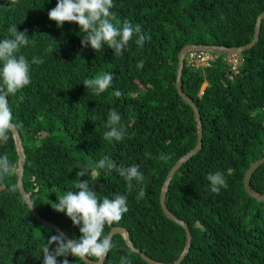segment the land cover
<instances>
[{
	"label": "trees",
	"instance_id": "trees-1",
	"mask_svg": "<svg viewBox=\"0 0 264 264\" xmlns=\"http://www.w3.org/2000/svg\"><path fill=\"white\" fill-rule=\"evenodd\" d=\"M56 4L0 0V41L11 38L13 25L32 39L17 53L29 60L31 82L7 97L24 153L22 187L37 216L69 240L81 233L65 213L54 210L57 197L77 191L79 180H88L101 200L125 195L128 212L111 226L123 227L132 246L146 256L171 262L182 250L184 231L160 209L159 188L169 167L196 141L192 110L175 90L176 54L187 43L236 47L249 42L264 0H113L114 24H139L151 37L139 46L134 35L119 56L107 44L97 52L82 46L86 33L76 23L58 27L48 16ZM223 56L203 69L183 63L180 71L181 89L198 111L201 144L173 172L164 195L166 208L190 232L178 264H264V202L249 197L241 182L247 166L264 155V18L257 41L238 53L234 70ZM33 57L43 63L31 64ZM140 61L143 68L137 67ZM100 73L113 79L95 95L83 83ZM110 110L121 116L125 135L120 141L103 138ZM5 154L15 164L11 134L6 144L0 142V157ZM105 156L118 167L138 165L143 184L133 181L130 191L118 172L97 169ZM85 168L89 171L79 177ZM216 172L227 183L218 193L207 180ZM249 186L264 194V162L251 173ZM139 187L147 189L142 199ZM111 226H105V234ZM56 234L29 212L15 172L0 179V264H43L42 249ZM111 238L113 247L101 264H120L121 257L147 264L121 235ZM65 258L85 264L71 255L57 257V264Z\"/></svg>",
	"mask_w": 264,
	"mask_h": 264
},
{
	"label": "clouds",
	"instance_id": "clouds-1",
	"mask_svg": "<svg viewBox=\"0 0 264 264\" xmlns=\"http://www.w3.org/2000/svg\"><path fill=\"white\" fill-rule=\"evenodd\" d=\"M114 7L113 0H57L56 7L48 12L49 19L56 22L60 27L64 23H76L80 31L86 33L81 39L82 46H91L96 52L107 44L114 54L119 56L129 44V41L136 36V44L143 46L146 37L139 24L133 25L125 20L122 27L114 24L111 9ZM11 38L0 41V142L7 143L10 134H14L18 125L13 123L12 109L9 106L7 97L15 95L30 84V63L24 55H17L19 50L29 45L26 31L18 32L16 25L8 29ZM43 59L33 57L31 64H42ZM144 63L140 61L138 68H143ZM113 76L110 73H100L95 78L85 79L83 85L91 89L95 95H100L109 88ZM114 95L119 97L122 93L117 90ZM121 116L116 110L108 113L105 127L109 129L104 133L107 141H120L125 130L120 124ZM97 169L116 171L126 182L131 191L134 187L144 182V175L139 166L133 164L128 167H118L115 162L105 156L96 164ZM16 165L11 163L7 154L0 157V179L13 174ZM89 170L87 168L79 171L77 175L83 177ZM207 180L211 184V191L218 193L221 186L226 188L227 183L222 173H209ZM77 191H67L57 197L53 207L55 211L65 213L74 226H79L81 237L65 241L61 234L52 235L42 249L43 264H57V257L69 255L82 260L87 264L85 258L101 264L104 257L113 247L110 234H105V226L118 223L128 212L127 198L125 195L117 194L114 199L104 197L98 198V194L92 190L88 180L75 183ZM14 190V189H12ZM147 189L139 187L138 199L145 197ZM55 245V248L52 246ZM51 249V250H50ZM62 264H69L65 258ZM120 264H130L127 257H121Z\"/></svg>",
	"mask_w": 264,
	"mask_h": 264
},
{
	"label": "water",
	"instance_id": "water-1",
	"mask_svg": "<svg viewBox=\"0 0 264 264\" xmlns=\"http://www.w3.org/2000/svg\"><path fill=\"white\" fill-rule=\"evenodd\" d=\"M264 18V11L259 12L256 17H255V22H254V27H253V33H252V37L250 39L249 42L240 45V46H230V47H225L222 45H215V44H191V43H187L181 46V48L179 49V51L176 54V69H175V90L177 95L180 97V99L185 102L192 110V115H193V119L195 122V144L194 146L188 150L187 152H185L184 154L180 155L175 162L169 167V169L166 172V175L160 185L159 188V194H158V202H159V206L160 209L162 210L163 214L170 219L171 221H173L174 223L180 225L184 231V243H183V247L182 250L180 251V253L177 255V257L171 261V262H159L156 261L148 256H146L144 253H142L140 250L134 248L130 242V240L128 239V235H127V231L118 225H114L111 226L106 234H110L111 237L114 234H119L122 236L125 244L127 245V247L129 248L130 251L138 253V255L140 256V258L142 260H144L147 264H178L181 259L184 257V255L186 254L189 245H190V232L189 229L186 225L185 222H183L182 220L176 218L165 206L164 204V195H165V191L167 188V185L169 183V180L173 174V172L184 162L186 161L192 154H194L200 147L201 144V124L199 121V115H198V111L196 108V105L194 104V102L192 101V99L190 97H188L181 89V82H180V71L182 68V64H183V56L184 53L187 49L190 48H203V49H208L211 50L213 52H218V53H234V54H238L240 53L242 50L247 49L249 47H251L258 39V31H259V26H260V22L261 20ZM12 136V140H13V144H14V149L16 152V171H15V185L17 187L18 193L24 198V202L29 210V212L31 213V215L37 219L40 223L44 224L45 226H47L48 228H50L53 231H56L58 234H61L64 236L65 241L69 240L64 234L63 232L53 223L40 218L39 216H37V214L35 213L30 200H29V192L25 191L22 187V182H21V177H22V169H23V162H24V153H23V147H22V143H21V139L19 136L18 131L16 130L14 134H11ZM262 162H264V155H262L261 157L253 160L248 166L247 168L244 170L242 177H241V182H242V187L243 190L245 191V193L253 198L254 200L258 201V202H264V194H260L258 192H256L255 190H253L250 186H249V177L251 175V173L253 172V170ZM107 255V254H106ZM106 257V256H105ZM104 257V258H105ZM104 260V259H103ZM85 261L87 262V264H97V262L92 261L88 258H85ZM84 262V261H83ZM85 263V262H84ZM102 263V262H101Z\"/></svg>",
	"mask_w": 264,
	"mask_h": 264
},
{
	"label": "built area",
	"instance_id": "built-area-1",
	"mask_svg": "<svg viewBox=\"0 0 264 264\" xmlns=\"http://www.w3.org/2000/svg\"><path fill=\"white\" fill-rule=\"evenodd\" d=\"M218 54V52H213L208 49L190 48L184 53L183 63L185 66L191 68H207L211 66L212 62L218 57ZM222 59L229 66L230 70H234L240 63L238 54L234 53H224Z\"/></svg>",
	"mask_w": 264,
	"mask_h": 264
},
{
	"label": "rangeland",
	"instance_id": "rangeland-1",
	"mask_svg": "<svg viewBox=\"0 0 264 264\" xmlns=\"http://www.w3.org/2000/svg\"><path fill=\"white\" fill-rule=\"evenodd\" d=\"M204 84H205V83H202V85L200 86V89L203 88Z\"/></svg>",
	"mask_w": 264,
	"mask_h": 264
},
{
	"label": "crops",
	"instance_id": "crops-1",
	"mask_svg": "<svg viewBox=\"0 0 264 264\" xmlns=\"http://www.w3.org/2000/svg\"><path fill=\"white\" fill-rule=\"evenodd\" d=\"M205 85V84H204Z\"/></svg>",
	"mask_w": 264,
	"mask_h": 264
}]
</instances>
